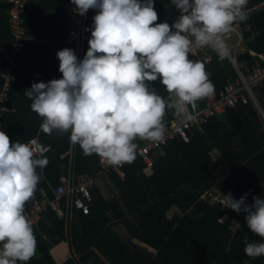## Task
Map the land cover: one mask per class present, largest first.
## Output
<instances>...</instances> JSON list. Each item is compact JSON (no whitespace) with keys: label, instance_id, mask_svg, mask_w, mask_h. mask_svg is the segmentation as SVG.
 <instances>
[{"label":"trees","instance_id":"1","mask_svg":"<svg viewBox=\"0 0 264 264\" xmlns=\"http://www.w3.org/2000/svg\"><path fill=\"white\" fill-rule=\"evenodd\" d=\"M262 1L248 0L247 6ZM3 5L8 8L9 4ZM154 7L157 22L172 23L178 18V11L169 0H155ZM50 8L55 10L53 15H48ZM71 10L70 0H28L22 67L16 70V80L5 102L11 110L0 114V130L12 142L38 137L41 146L52 144V149L43 153L48 164L37 169L41 180L25 206L40 196L41 188L49 199H54L62 174L72 164L75 180L82 173L94 176L101 170L98 156H85L79 145H71L69 133L45 134L40 127L42 118L31 110V100L24 94L33 82L60 78L58 50L68 47L77 53V42L69 36ZM96 11L88 10V27L93 24ZM8 17L3 12L0 18V85L3 55L12 37ZM46 24L56 29L45 40L39 28ZM236 24L246 46L239 57L251 67L258 58L247 48L264 51V6L247 13V19ZM189 58L196 60L192 54ZM205 68L216 90L235 76L230 60H221L216 53ZM154 86L160 95L167 96L159 82ZM258 92L264 101V82ZM205 101L206 98L198 103L204 105ZM174 118L169 112L165 120ZM188 134V141L178 135L155 150L150 175L144 171L145 162L141 159L123 166L124 178L112 171L119 197L105 198L92 189L88 213L72 208L69 220L47 204L38 225H32L37 249L27 264H264V257L253 259L244 253L245 236L249 241L264 242L248 230L246 214L225 209L219 202L214 205V196L229 193L236 199L248 193L249 204L254 195L264 198V120L259 111L251 102L230 106L201 125H193ZM64 152L66 156L61 157ZM61 204L67 207V196L61 198ZM174 206L177 210L169 215ZM114 224H119L120 230L130 233V237L124 240ZM64 241H69L71 254L60 261L51 250Z\"/></svg>","mask_w":264,"mask_h":264},{"label":"clouds","instance_id":"2","mask_svg":"<svg viewBox=\"0 0 264 264\" xmlns=\"http://www.w3.org/2000/svg\"><path fill=\"white\" fill-rule=\"evenodd\" d=\"M84 16L95 9L88 48L79 59L72 48L57 51L60 78L33 82L24 94L42 118L45 134L69 133L71 145L111 166L134 161L137 140L160 144L165 117L190 119L188 108L214 92L205 65L189 58L194 46L210 48L223 60L224 39L247 19L248 0H169L178 18L157 22L155 0H71ZM159 82L167 93L155 88ZM43 149L12 142L0 130V264H27L37 241L25 204L47 166ZM217 200L225 209L244 212L248 230L264 240V198L231 193ZM247 257H264V242L244 238Z\"/></svg>","mask_w":264,"mask_h":264},{"label":"built area","instance_id":"3","mask_svg":"<svg viewBox=\"0 0 264 264\" xmlns=\"http://www.w3.org/2000/svg\"><path fill=\"white\" fill-rule=\"evenodd\" d=\"M6 1L9 3L8 25L12 37L10 40V47L3 55L4 70L1 72L3 82L0 85V114L11 109L5 102L9 100V93L16 80V70L22 67L20 55L26 46L27 40V25L24 12L28 0ZM261 4H264V1H262ZM75 7L76 6L72 3L69 36L77 42L76 55L78 58L82 59L83 52L87 46H89L88 39L91 36V32L85 30L89 28L87 25V14L84 16L79 15ZM257 7L258 4L246 6V14L252 12ZM233 34L236 36L235 39H232ZM224 39L229 48V55L226 58L232 63L235 76L229 80L223 88L219 90L214 88L213 94L206 97L204 105H199L197 101L195 105L189 106L188 112L190 114V119L184 121L177 120L176 118L171 121L165 120L166 134L162 143L153 144L142 140L137 143L138 148L135 159H141L145 162L144 171L148 175L153 173L155 150L161 149L163 145H166L171 139L178 135L188 141V131L193 125H201L210 116L225 112L227 107L251 102L259 109L262 117H264V111L256 96V89L264 82V51L257 52L253 49H249V52L258 58L255 64L250 67L245 59H240L239 57V49L242 47V35L237 24H234L233 30L226 34ZM214 53L215 52L210 48H199L194 46L190 54L196 56V61L205 65L213 60ZM21 143L30 144L34 150L43 149V153L52 149L51 143L41 146L38 137H33ZM66 154L67 152L61 153V157H65ZM98 158L101 171L109 173L114 171L120 178H124L125 173L123 171V166L126 163L121 166H111L107 162L101 160L99 156ZM93 186L94 176L86 172L80 174L75 181L72 180L71 182L68 178L61 177L60 184L54 190L55 198L49 199L46 191L42 190L39 197H35L29 206H25L24 214L31 221L32 225H38L42 211L47 204H50L59 215L66 218H71L72 208L81 209L84 213H88L90 212V204L93 200ZM63 196H67L66 208L61 204V198ZM214 199L223 200V196L216 195Z\"/></svg>","mask_w":264,"mask_h":264},{"label":"crops","instance_id":"4","mask_svg":"<svg viewBox=\"0 0 264 264\" xmlns=\"http://www.w3.org/2000/svg\"><path fill=\"white\" fill-rule=\"evenodd\" d=\"M4 3L5 4L6 3L9 4L6 0H0V18L2 16L3 12H5V13L8 14L9 5H8V8H4V5H3ZM263 6H264V4H261V2H260V4L258 3V7H263ZM53 12H55V10H53L52 8H50L49 11H48V15H53L54 14ZM47 25L48 24H46V27L39 28L40 36H43L44 39L45 38H48L49 39V36H53V32L56 29L54 27H48ZM241 35H242V32H241ZM234 37H236L235 34H233L232 38L234 39ZM37 41L40 42L39 39ZM52 45H54L53 42H52ZM245 48H246V46L244 45L243 36H242V47H241V49H239V51H241V50H243ZM247 49L249 51V49H252V48H247ZM256 96L258 98V101L260 103L261 108L264 111V108H263L264 107V101L262 100V97L260 96V94L258 92V89H256ZM262 104H263V106H262ZM9 110H11V109H9ZM260 116L262 117V114L261 113H260ZM70 152H72L70 154H73V149ZM110 173L109 172H103V171L100 170L96 175H94V186H93L92 189L95 190V191H98L105 198H110L112 196L119 197V190H118L117 186L115 185L114 181L112 180ZM61 177L68 178L70 182L72 180L75 181L74 173H73V164H72V166L68 170H66L62 174ZM111 182L113 183V185L111 184ZM110 189H111V192L112 193L111 192H108ZM42 190H45V189L41 188L40 195H41V191ZM210 192H211V190H210ZM124 209H125V207H124ZM176 210L177 209H176L175 206L172 207L169 210V215H173ZM69 220H70V218H69ZM118 225L119 224H114L113 225V228L120 232L121 230H120V227ZM120 233H121V235H122V237H123L124 240H127L130 237V233H128L127 231H123L122 230ZM134 241L135 242H138V243H141L138 239H134ZM149 248L151 249V247H149ZM51 251H52V254L57 258V260L62 261V260H64L65 258H67L71 254L70 243H69V241L61 242L58 245L54 246Z\"/></svg>","mask_w":264,"mask_h":264},{"label":"rangeland","instance_id":"5","mask_svg":"<svg viewBox=\"0 0 264 264\" xmlns=\"http://www.w3.org/2000/svg\"><path fill=\"white\" fill-rule=\"evenodd\" d=\"M233 39V38H232ZM234 39H235V37H234ZM262 103V102H261ZM262 106H263V104H262ZM264 108V107H263ZM258 109V108H257ZM258 111H259V109H258ZM260 112V111H259ZM263 120H264V117L262 118ZM215 154V153H214ZM111 184L113 185V183L111 182ZM108 192H111V189L108 191ZM114 192V191H113ZM112 193V192H111ZM110 194V193H109Z\"/></svg>","mask_w":264,"mask_h":264}]
</instances>
